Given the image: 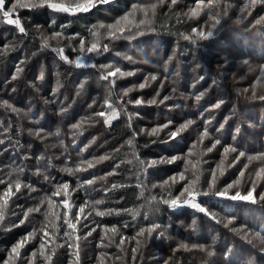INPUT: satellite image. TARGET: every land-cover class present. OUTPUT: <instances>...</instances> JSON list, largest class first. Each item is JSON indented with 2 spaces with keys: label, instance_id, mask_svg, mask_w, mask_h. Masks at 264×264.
I'll list each match as a JSON object with an SVG mask.
<instances>
[{
  "label": "trees",
  "instance_id": "obj_1",
  "mask_svg": "<svg viewBox=\"0 0 264 264\" xmlns=\"http://www.w3.org/2000/svg\"><path fill=\"white\" fill-rule=\"evenodd\" d=\"M59 1L69 2L52 0L54 3ZM16 2L6 0V6L11 7ZM20 2L29 3L30 0ZM196 2L178 0L176 5H171V0H165L160 5L158 0H114L76 15L47 7L17 8L12 18L21 20L27 35L20 34L14 25L0 22V139L5 141L0 145V179L11 182L19 176L22 182L21 191L5 206V219L0 222V264H28V260L33 264H77V245L78 264H264V201L259 200V193L264 192V179L255 176L264 167V160L248 159L264 153V100L259 99L264 95V71L261 70L264 65V22L255 24L264 16V3L252 5L251 0H221L217 8H204L199 16L191 17L189 10ZM150 3H157V8L154 12L148 9V22L142 26L147 30L143 35L131 41L92 35L100 23L115 21L132 11L133 5ZM204 3L207 4V0ZM225 4L232 5L227 17L223 16ZM245 5L251 15L240 12ZM217 11L221 13V24L212 29L214 21L209 17ZM136 16L137 19L145 18L139 11ZM238 18L242 23L236 25L234 21ZM3 19L0 13V21ZM37 26H41L39 30ZM193 28L197 33L201 29L205 33L211 30L213 35L203 39L192 32ZM54 31L61 35L53 36ZM185 36L190 38L185 39ZM44 37L49 41L47 48L42 47ZM94 40H99L101 45L108 44L110 50L101 56L87 53L86 48ZM81 41H85L83 52ZM5 43L8 48L3 47ZM61 48L73 63L65 62L58 51L53 50ZM78 56H82L86 64L111 63L113 69L77 67L74 61ZM127 56L132 60L126 59ZM21 60L24 71L12 81L11 76ZM115 67L134 71L135 75L122 77L117 74L108 81L100 80L101 73L106 74ZM41 73L43 79L39 78ZM149 74L156 75L157 79L150 81L145 89H139V83ZM200 76L205 79L199 81ZM113 80L115 84H109ZM81 83L85 85L83 89L79 88ZM133 86H136L133 92L125 96L126 89ZM157 92L160 93L158 97ZM198 95L201 96L199 100L196 99ZM165 96L169 99L164 103L140 106L128 103L129 99L140 97L145 101L153 98L159 101ZM221 100L224 103L214 108ZM5 101L12 107H7ZM106 101L119 113L111 126L104 124L106 117L96 115L100 111L111 114L112 109L106 106ZM130 113L139 114L131 121L139 134L134 140V150L127 144L132 137ZM226 118L227 124L217 132ZM206 120L211 121L207 125V136L204 135ZM169 121L173 124L158 136L147 134ZM188 121L193 123L175 140L164 142L168 140L166 133ZM78 123L82 129L72 127ZM41 129L38 136L36 133ZM216 139L220 144L208 152ZM86 145L89 147L85 149ZM225 147H235L237 151L225 154ZM4 148L8 150L4 152ZM239 152H244L245 156L235 160ZM101 155L113 158L88 168L85 161ZM136 156L145 161L173 156L180 159L151 167L141 174ZM130 160L133 162L128 163ZM117 164V174L106 180L97 179L92 185L85 183L77 190L79 183L104 176ZM67 168H72L74 174L70 175ZM77 168L80 171H75ZM213 170L216 173L214 182ZM241 170L245 171V176L235 184ZM9 172H13L11 177ZM179 173H185L183 179ZM45 175L55 177V180H45ZM171 177H176L175 182L169 179ZM254 179L256 204L211 194L223 191L229 184H233L229 194L234 195L237 191L246 194ZM165 180L169 183L163 184ZM60 182L70 184L68 193L61 191L51 199L62 201L67 196L73 212L78 210L73 204L84 206L85 212L78 232L65 237L63 232L67 227L62 225L60 235L53 236L64 246H46L45 254L53 256L52 261L46 262L39 254V237L43 235L45 224L52 232L54 214L59 213L62 217L66 209L55 203L49 208L44 200L41 211L48 212V221L44 215L35 212L29 214L24 225H13L19 223L27 208L40 205L46 194L51 196L56 190L53 185ZM189 182L194 183L196 192L210 191L207 196L197 195L196 202L215 213L222 223L217 224L189 206L171 209L157 203L175 197H180L181 201L188 198L187 193L181 196V192ZM213 183L214 187L210 188ZM112 184L118 187L105 193L104 189L111 188ZM24 185H30L36 191ZM6 187L7 184H0V192ZM153 196L155 202L151 200ZM96 199L105 203L96 205L93 210L92 201ZM156 207L158 212L152 210ZM108 208L120 211L103 218L96 215V211ZM146 213L147 220L144 219ZM84 215L88 216L87 220L83 219ZM229 218L233 219L229 228L244 229L248 233L247 239L242 238V232L236 233L223 226ZM93 221L109 228L116 226L118 234L97 227L95 232L87 235L96 227ZM151 223L160 224L162 229L157 232L163 230L165 236L157 238V232H154L150 238L138 237L141 244L137 246V239L133 237L140 227ZM83 224L89 227L85 228ZM125 224L128 226L124 227ZM33 228L38 230L37 239H29L22 249L28 260L10 256L12 246ZM121 237L125 243L117 247ZM248 239L252 240L251 244ZM68 243L72 246L68 247ZM181 244H187L189 248H181ZM192 245H203L206 251ZM132 248H137L135 260ZM33 251L37 252L35 258L31 256ZM207 251L213 252V256L209 257Z\"/></svg>",
  "mask_w": 264,
  "mask_h": 264
},
{
  "label": "snow or ice",
  "instance_id": "obj_2",
  "mask_svg": "<svg viewBox=\"0 0 264 264\" xmlns=\"http://www.w3.org/2000/svg\"><path fill=\"white\" fill-rule=\"evenodd\" d=\"M114 2V0H69L68 3H54L52 2V0H30L29 3H22L20 2V0H17L16 3L12 4L11 7H7L6 6V0H0V13H2L3 16V20L0 22H4L7 23L8 25H14L16 29H18L19 33L22 35H27V29L25 26L22 25V22L19 18H15L13 19V13L16 11L17 8H31V9H37V8H49L52 9L53 11H57V12H66L69 14H76L77 12H88L91 9L97 7L98 5H104V4H109ZM165 2V0H158V3L160 5H163ZM178 2V0H171V5H176ZM221 0H207V4L204 3V0H197L195 7L190 9L189 12L191 14V17H196L199 16L200 12L204 9V8H208V9H214L217 8L220 5ZM258 3H264V0H251V4L255 5ZM232 5L231 4H225L224 5V10H223V16L227 17L228 16V9L231 8ZM151 8L153 10V12L155 11V9L157 8V3H150L148 5H133V9L130 12L125 13L122 17L117 18L113 23H100L98 25L99 29H107V36L110 39H114V40H120V39H127L129 41L135 39L137 36L143 35L144 32L147 30L145 27H142L144 25H146L147 21V15H148V9ZM137 11L141 12L144 14L145 18L144 19H137L136 13ZM240 12L241 13H245L247 12L248 15H251V11H249L248 5H245L244 7L240 8ZM185 15H189V13H185ZM221 15L220 12H216L215 15L210 16L209 18L212 19L214 22L212 24V29H216L218 25L221 24V19L219 18ZM245 19L247 17H244ZM262 22H264V16H261L259 19H257L255 21L256 25H260ZM54 23V22H53ZM234 23L236 25H239L242 23L241 19H236L234 21ZM39 27L41 26H37L38 30ZM94 28H96L97 26H93ZM193 33H197V29L193 28L192 29ZM61 33L60 32H53V36H60ZM92 35L94 37H98L100 35V33L98 31H93ZM197 35L203 39H208L209 37H211L213 35V31L209 30L205 33V31L203 29H201ZM185 39H189V36H185ZM4 48H8L9 45L7 43H5L3 45ZM42 47L43 48H47L49 47V41L47 37H44L43 39V43H42ZM54 51H58V54L60 56V58L62 60H64L67 63H73V61L69 60V58L64 54L63 49H53ZM110 50V47L108 44H103L101 45L99 40H94L90 46H88L86 48L87 53L92 54V56H101L104 53L108 52ZM81 51H85V41H81ZM118 55H120L119 53H117ZM126 59L128 60H132L131 56H127ZM169 59H171V57H169ZM74 63L76 64L77 67H101V68H105V69H113V65L111 63L107 64V65H95V64H86L84 63V58L82 56H78ZM245 64L248 63L247 60L244 61ZM23 64L24 61L21 60L17 63L16 68H15V72L14 74L11 76V80L15 81L19 78L20 74L24 71L23 68ZM261 70L264 71V65H261ZM117 74H119L120 76H133L135 75L134 71H122L120 67H115L114 70L111 71H107V73H101L100 75V80L103 81H108L109 77H116ZM40 79H43V73H41L39 75ZM157 79V76L154 74H149V76H146L144 78V82L139 83L138 88L139 89H145L150 81H155ZM205 79L204 76H200L199 77V81H203ZM109 84L114 85L115 81H109ZM57 86L59 87V82H57ZM85 87L84 83H81L79 85L80 89H83ZM134 87H129L126 89V91L124 92V95L127 96L129 93L133 92ZM245 92L248 91L247 89L244 90ZM55 94V93H53ZM78 95L80 94L79 92L77 93ZM109 95H111V91L109 92ZM157 97L160 95L159 92H157ZM202 95V94H201ZM253 95L255 96V92L253 93ZM201 98V96H196V99L199 100ZM169 97L165 96L163 97L162 100H157L156 98H153L151 100L145 101L142 97L140 98H136L135 100H128V103H133L136 106H140L144 103L147 104H156V103H164V101L168 100ZM259 99L264 100V95H261L259 97ZM5 105L7 107H12L10 104H8L7 101L4 102ZM106 106L108 108H111V114L108 115V113L106 111H100L98 113H96V115L100 116V117H106L104 119V124L107 126H111V121L116 119L117 116L119 115V113L116 111V109L108 102L106 101ZM224 101L221 100L219 101L216 105H214V108H219L221 106V104H223ZM91 107V105H90ZM15 111V109H13ZM134 115H139L138 113H130L129 114V128L132 131V137L127 141V144L129 146H133V150H134V140L135 137L137 135H139L136 131L134 126L132 125V117ZM228 122V118L225 119V121L223 123L220 124L219 128L216 129L217 132H220L225 125ZM192 121H188L185 124L180 125L178 128H176L173 131H170L168 133H166V136L168 137V140L164 141V142H170L171 140H175L179 134L184 131L185 129L188 128V126L190 124H192ZM211 121L210 120H206L205 121V130H204V135L207 136L208 135V129H207V125L210 124ZM173 122L169 121L168 123L164 124V125H160L157 126L156 128L151 129L150 132H147L148 135H152V136H158V134L163 131V129H167L169 128L170 125H172ZM73 128L75 129H82V125L81 124H74L72 125ZM43 129L37 131V135H40V132H42ZM142 132L145 130H141ZM240 129L237 128L236 132L239 133ZM56 135H59V132L56 133ZM95 137H93V142H95ZM156 141H153V143H155ZM5 143V141L3 139H0V145H3ZM217 144H220V140L216 139L215 143L212 145L211 148H208L207 151L211 152ZM89 147V145L85 146V149ZM8 149L4 148L3 151L6 152ZM81 151H84V149H81ZM117 152L120 151V149L116 150ZM237 149L235 147H225L224 148V153L227 154L229 152H236ZM245 156L244 152H239L238 156L235 158V160H239V157H243ZM113 157H109V156H105V155H101L99 157H93L92 161H85V163H87L88 168H92L95 166V164L101 163L107 159H112ZM180 159L179 156H173L171 158H167V157H160L159 159H150V160H142L140 159L138 156L135 157V162L136 164L139 165V171L141 174L146 173L147 170L151 167H156L162 163H173L176 160ZM248 159L254 160V159H262L264 160V153L259 154V156H249ZM94 161V162H93ZM133 161H128V163H132ZM221 163H223V161H221ZM229 166H232V163L229 164ZM119 168V164H117L115 166V168L113 169V171L106 173L104 176L98 177V178H94V179H89L85 182L79 183L78 184V188H82L83 185L86 183L87 185H92L94 183H96V180H106L108 176L111 175H115L116 173V169ZM247 168V165H245V169ZM22 171V169H21ZM38 172H40L41 170L38 169ZM66 171L72 175L74 174V170L72 168H67ZM75 171H80L79 168L75 169ZM222 174V173H221ZM9 177H11L13 175V172H9L8 173ZM180 176L181 179L184 178L185 173H179L178 174ZM245 176V171L241 170L239 173V177L238 179L234 182L235 184H239L241 182V178H243ZM255 176L257 178L260 179H264V167L260 168L256 173ZM45 180H55V177H49L47 175H45ZM139 178V177H138ZM170 180H172L173 182H175L176 177H171L169 178ZM216 179V173L215 170H213V182ZM13 183L15 184V190H13ZM169 181L165 180L163 182V184H168ZM0 184H7V187L5 189L2 190V192H0V222L4 221L5 219V214H4V208L5 206H7L9 204V201L11 200V198L16 195V193H19L21 191V186H22V182L19 178V176L16 177V179L14 181L8 182L5 181L3 179H0ZM122 186V185H121ZM143 186V185H140ZM156 185H153V187H155ZM163 186V185H161ZM24 187H29L31 191H36L35 188H32L30 185H24ZM53 187L56 189L54 192L51 193V196L49 195H45L44 198L41 200L40 205L34 206V207H29L24 211L23 214V218L19 220L18 224L13 225V227H20L22 225H24L26 222H28L29 220V214L31 213H35V212H39L42 215H44L45 217V221L49 220V214L48 212H42V206L44 203V200H47L48 202V206L49 208H51L53 206V204L55 203V205L57 207L62 206L64 209H66L65 211H63L62 213V217L59 213H55V217L56 219L51 221V229L52 232L50 233L48 231V225L45 224L44 225V229H43V235L39 237V254L41 256L44 257V260L46 262L52 261L53 260V256L51 255H46L45 254V249L46 246L52 244V245H56V246H60L63 247L64 245L60 244L58 240H54L53 236H59L60 235V229L62 225H66L67 230H65L63 232V236L68 237L70 236L71 233H76L78 232V228L81 226V219H82V214L85 212V208L84 206H76L73 204V207H78V210L73 212L72 208L69 206L70 202L69 199L67 198V196L65 197V199H63L62 201H53L51 199L52 196H58L60 194L61 191H63L65 194L68 193L69 188H70V184L68 182H60L58 184H54ZM118 185L116 184H112L111 188H105L104 191L105 193L111 191L112 189L117 188ZM214 187V183L210 186ZM233 187V184H229L227 185V187L223 190V191H215V192H211L212 195H216L219 197H223L226 198L228 200L231 201H244V202H248L251 204H256L257 203V199L255 197V192H256V181L255 179L252 180V186L251 188L246 192V194H241L239 191H237L234 195L233 194H229V189H231ZM185 193H187L188 199H185L183 201H181L180 197H175L172 198L170 200H161L157 203H163L166 204L169 208H180L182 206V204H190V206L192 208H194L197 212L203 213L205 216H207L209 219L211 220H215V222L217 224L222 223L223 221L221 219H219L215 213L209 211L208 209H206L205 207H202L200 205V203L196 202L197 201V195H203V196H207L210 194V191H202V192H196L194 191V183L193 182H189L188 185L184 188L183 192H181V196H184ZM151 200L153 202L156 201V198L153 196L151 198ZM259 200L260 201H264V192L259 193ZM85 203H88V201H86ZM105 201L102 199H96L94 201H92V206H93V210L95 209L96 205H102L104 204ZM153 211L158 212L159 208L156 207L154 209H152ZM120 210L118 209H111L108 208L104 211H96V215L103 218L106 214L107 215H111L113 212H118ZM135 218V216H134ZM84 220L88 219L87 215L83 216ZM144 219H149L148 214L146 213L144 216ZM92 223L96 224V227H93L89 230V232L87 233V235H91L92 232L96 231L97 227H101L104 229L105 232H112V233H117L118 234V230L116 226H112V227H108L107 225H100L99 223L93 221ZM233 223V219L229 218L227 220L226 223H223V226L225 228H229L230 225H232ZM83 227L87 228L89 227L88 224H83ZM128 225L125 224L124 227H127ZM158 229H162V226L158 223H151L149 224L147 227H140L139 230L136 233V236L133 237V239H137L138 237H152L154 232H157ZM70 230V231H68ZM230 231L236 232V233H243V237L244 239H247L248 237V233L244 231V229L240 228H229ZM37 229L33 228V231L28 233L27 235H25L21 240L17 241L11 248V252H10V256H14L16 257L18 260H28L27 257H25L22 253V249L25 247V245L28 243L29 239L32 240H36L37 239ZM165 236V232L163 230H160L159 232H157V238L160 237H164ZM77 241L79 240V236L76 237ZM103 240V237L101 238ZM67 243V242H65ZM125 243V240L123 237H121L119 244L117 245V247H120V245H123ZM248 243L251 244L252 240L248 239ZM141 244V240L137 239V246H139ZM72 245L70 243H68V247H71ZM78 245H77V264H78ZM181 248L184 249H188L189 245L187 244H181L180 245ZM191 247L193 248H199L200 251H206V249L204 248L203 245H192ZM49 251H51V249H49ZM132 253H133V260L136 259L135 254L137 253V248H132ZM207 255L209 257L213 256V252L211 251H207ZM31 256L33 258L37 257V252L33 251L31 253ZM228 257H226L227 259ZM28 264H33L32 260H28Z\"/></svg>",
  "mask_w": 264,
  "mask_h": 264
},
{
  "label": "rangeland",
  "instance_id": "obj_3",
  "mask_svg": "<svg viewBox=\"0 0 264 264\" xmlns=\"http://www.w3.org/2000/svg\"><path fill=\"white\" fill-rule=\"evenodd\" d=\"M68 3V2H66V1H59V2H57V3ZM113 3V2H112ZM66 13V12H65ZM81 13H84V12H77L76 14H81ZM67 14H69V13H67ZM76 14H74V15H76ZM70 15H73V14H70ZM114 22V20L113 21H110V22H105V24H108V23H113ZM96 31H98L99 33H100V36H102V37H106V35H107V29H97ZM91 64V63H90ZM186 199H188V198H186ZM185 200V199H184ZM183 201V200H182ZM182 206H189V207H191L190 206V204H182ZM202 206V205H201ZM203 207V206H202ZM192 208V207H191ZM171 209H178V208H171ZM194 209V208H193Z\"/></svg>",
  "mask_w": 264,
  "mask_h": 264
}]
</instances>
